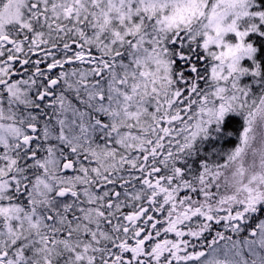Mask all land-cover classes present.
<instances>
[{
    "label": "snow or ice",
    "instance_id": "6c2138e0",
    "mask_svg": "<svg viewBox=\"0 0 264 264\" xmlns=\"http://www.w3.org/2000/svg\"><path fill=\"white\" fill-rule=\"evenodd\" d=\"M0 264H264V0H0Z\"/></svg>",
    "mask_w": 264,
    "mask_h": 264
}]
</instances>
